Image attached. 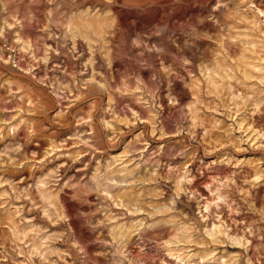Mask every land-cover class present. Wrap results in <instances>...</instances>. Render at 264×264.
Returning a JSON list of instances; mask_svg holds the SVG:
<instances>
[{
	"label": "rangeland",
	"instance_id": "374dc122",
	"mask_svg": "<svg viewBox=\"0 0 264 264\" xmlns=\"http://www.w3.org/2000/svg\"><path fill=\"white\" fill-rule=\"evenodd\" d=\"M143 261L264 264V0H0V264Z\"/></svg>",
	"mask_w": 264,
	"mask_h": 264
},
{
	"label": "bare ground",
	"instance_id": "6f19581e",
	"mask_svg": "<svg viewBox=\"0 0 264 264\" xmlns=\"http://www.w3.org/2000/svg\"><path fill=\"white\" fill-rule=\"evenodd\" d=\"M133 108H134V106H133ZM168 126H169V125H168ZM223 173H224V170H219V171L217 172V174H219V175H223ZM65 202H66V201H65ZM65 204H66V203H65ZM67 204H68V205H67ZM67 204H66V206H68V207L70 206V209H71L72 206H71L69 203H67ZM143 263H144V264H148L146 261H143Z\"/></svg>",
	"mask_w": 264,
	"mask_h": 264
}]
</instances>
